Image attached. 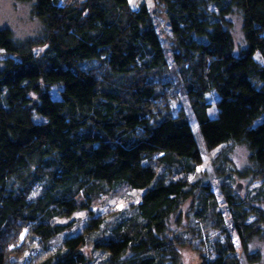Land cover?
<instances>
[{"label":"trees","instance_id":"obj_1","mask_svg":"<svg viewBox=\"0 0 264 264\" xmlns=\"http://www.w3.org/2000/svg\"><path fill=\"white\" fill-rule=\"evenodd\" d=\"M19 1L33 2L43 36L0 28V264H181L166 222L197 195L194 219L217 231L199 264H242L234 234L245 253L264 240V0H152L169 46L147 2ZM180 89L190 114L173 108ZM191 117L207 150L245 144V175L262 181L243 200L224 167L226 213L210 180L188 178L203 161ZM141 189L128 209L97 212L103 197ZM82 211L84 229L52 246Z\"/></svg>","mask_w":264,"mask_h":264},{"label":"rangeland","instance_id":"obj_2","mask_svg":"<svg viewBox=\"0 0 264 264\" xmlns=\"http://www.w3.org/2000/svg\"><path fill=\"white\" fill-rule=\"evenodd\" d=\"M143 2H147L151 10H153V19L156 29L162 42L166 46H169L171 42V30L169 23L163 13H161L160 8L159 10H156L152 0H129L130 6L134 9L140 7ZM32 4L33 2L29 1L0 0V28L10 27L14 36L20 41L42 37L43 24L33 14ZM229 18L232 22L231 32L235 41L236 51H239L246 45L242 29V15L239 11H235ZM34 50L41 53L44 50V47H35ZM4 56V52L0 51V58ZM50 93L53 98H60L58 86H52ZM216 101L217 96L211 94L209 96V102L212 104L213 110L215 109L214 106ZM173 108L175 111L184 108L188 114H190L188 100L181 89L179 92V99L174 101ZM211 115L214 116L213 114ZM191 124L202 152L203 161L197 167L196 173L188 178L190 181L201 178L204 182L207 181V179L210 180L212 184L211 189L214 193L217 205L223 209L224 213H226L227 209L220 188V185L223 182L220 178V173H222L228 165L236 169V171L232 173L233 178L230 186L234 189V186L237 183L242 184V189L238 193V196L243 200L249 197L252 190L260 185L262 181L254 179L251 175H245V172L251 167V161L249 158L250 152L245 144L231 143L229 145L219 146L213 150H207L200 134L198 123L192 117ZM144 190L145 189H141L140 191H126L125 194L122 195L103 197L105 202L100 208H98L97 212L108 214L112 211L128 209L130 205L138 202L141 192L143 193ZM197 196L196 198L193 197L187 200L168 218L166 222L165 234L176 242L181 255V264H199L201 254L206 248L207 238L217 235L216 229L212 226L213 223L205 229L203 227L205 221L199 223L194 219L192 215L193 208L199 203V198ZM262 208L264 209V204L262 205ZM205 215V217H208L207 213H205ZM72 218H74L76 222L75 228L72 229V231L58 236L52 242V246L60 245L65 236L77 234L84 229L88 219L84 211L77 212ZM57 220L60 222H67L69 219L62 218ZM234 240L242 264H264L263 239L254 236L248 245L247 253L243 252L236 234H234ZM86 250L87 252H90V247H87ZM250 255L253 257L250 258ZM257 255H259L258 258L255 257ZM38 260L37 257H33L29 262L25 260L24 264H35Z\"/></svg>","mask_w":264,"mask_h":264},{"label":"water","instance_id":"obj_3","mask_svg":"<svg viewBox=\"0 0 264 264\" xmlns=\"http://www.w3.org/2000/svg\"><path fill=\"white\" fill-rule=\"evenodd\" d=\"M242 189V184L241 183H237L234 187L235 192L239 193Z\"/></svg>","mask_w":264,"mask_h":264}]
</instances>
